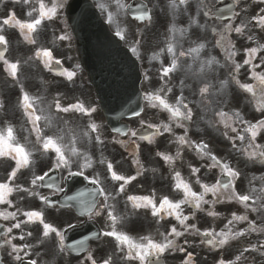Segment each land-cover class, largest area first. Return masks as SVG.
<instances>
[{"label": "snow or ice", "instance_id": "1", "mask_svg": "<svg viewBox=\"0 0 264 264\" xmlns=\"http://www.w3.org/2000/svg\"><path fill=\"white\" fill-rule=\"evenodd\" d=\"M15 3H23L25 5L29 4L31 0H14ZM258 3L264 4V0H257ZM237 3H240V0H237ZM114 5L115 12L110 11L109 7ZM191 5V0H169V8L172 13L175 15L176 12L183 7L184 10H188ZM200 5L204 9H208V5L205 4L204 0H200ZM67 6L70 10H75V7H78V4H66V0H53L51 7L45 5L44 0H39V15L35 18H32L28 21H20L16 18L15 13L12 12L9 14L8 18L3 20L4 25H12L18 26L22 35H24L25 40H27L30 44H35L36 41L32 37V33L36 32L38 27L42 24V22L47 19L51 20L55 17L58 12V8H62ZM98 7L107 13V20L110 25H116L115 35L119 37L122 41L130 44L131 53L137 58L141 59V39H137L136 37H142L143 33L140 32L137 27L134 30H130L128 27H124L120 24L119 19L123 15L131 14V5L126 4L123 0H111L110 4L100 3ZM37 11L35 8L28 11V17H33V12ZM247 9H241V12H245ZM261 14H257L251 18L248 22L241 21L239 24H235L234 21L241 15L240 12H234L231 17H229V22L224 24L223 28L217 32L219 35V39L216 40L215 46L223 49L226 54V59L230 60L233 65V71L230 73L232 79L235 84L244 92L250 93L255 98V110L261 113V117L257 119L255 122H251L242 117L240 111H234L232 115L224 111H219L216 114L220 117L218 123L223 124L226 131L224 132L225 136H228V130L236 135L234 137L229 136V140L232 142L233 148H236L235 141L239 140L242 143L246 139V135L248 138V143L246 146L239 149V151L248 159L252 161H256L260 164H264V146L257 143V138L262 131H264V72L256 71L257 68L264 66V58H261L260 63H253V61L257 58L258 52L264 50V45H260L259 48L251 47L245 49L247 53V58L243 60V64L237 63L235 60V56L237 55V51L235 50V44L232 43L226 36V34L236 33L238 37L244 36L245 30L248 28L249 24L254 20L256 21V27L264 30V8L260 10ZM209 14L208 11H204V15L207 16ZM132 19L138 22L147 21L149 23L152 22L153 16L150 10L147 9V6L144 7L143 10H138V14L132 15ZM193 24H197L195 18L190 19V26ZM203 27V26H200ZM170 32L175 34L177 31L184 35L188 29H176L172 27L169 29ZM216 32V29H213ZM131 35L133 40L129 42L127 40V36ZM67 35H63L58 37L60 40L68 39ZM248 40H252L253 37L249 35L247 37ZM8 41L6 37L0 34V45H7ZM194 46L190 47L187 52L180 51L177 55L174 44L169 41L166 45L167 53L171 54L172 59L167 66L162 68V76L161 79L169 77L171 73L176 71L179 67V57L191 56L194 61H196L201 53V50L206 47L203 42H193ZM227 45V47H226ZM6 47L3 51H0V61H3L5 65V71L13 80L18 82V72L20 68L19 61L12 62L5 57ZM165 51V49H161L160 52H155L151 59L159 60L161 54ZM36 56L43 60L45 67L51 68L53 63V53L51 50L41 48L36 52ZM55 64H60L59 60L54 61ZM218 61L214 57L208 58L206 61L202 62L200 67V72L202 73L205 68H210L213 64H217ZM243 65H250L252 79L257 81L259 85V96L257 97L256 86L250 83H241L239 79L236 78V74L239 73L241 67ZM77 68L79 65L76 66ZM58 75L65 77L68 81H72L76 75L75 70L61 69L58 72ZM145 78L148 79V74L145 73ZM227 81H221V85L226 86ZM210 84H204L199 92L201 96H206L209 92ZM172 91L171 88L160 87L155 92H149L144 96L145 101H147L148 106L152 108H160L166 111L169 114V120L171 122H175L177 126L184 127L182 121H191L193 117L192 109L189 107L187 103H185L184 97L181 94L178 96L174 103H170L167 99V93ZM163 93L164 95H161ZM21 98L20 105L28 117L29 123L32 125V131L36 134V143L40 146L39 151L42 155L48 157L51 161V166L47 171H44L43 174L37 175L35 172L32 173V178L30 180V187H23L22 185L12 186V181L16 178L17 173L21 169H27L35 164V161L32 159L33 152L30 150L26 144H21L15 134L13 127L9 125L6 129H0V158H10L15 161V167L11 170L8 175V179L6 181L0 182V204H7L9 206L12 205V201L8 199V197L14 193H24L27 196L38 197L42 200L46 206L50 205L49 198L47 196H42L35 189L43 187V181L45 177L48 176L49 172L53 169L56 170H67L70 176H84V169L92 168L94 161L91 156L82 153L75 146V141L69 144H65L64 137L62 135H43L42 130L39 127V122L44 120L46 122L51 121V116L43 115V109H40L41 114H37V108L35 107L36 101L39 99L37 97L30 96L21 86ZM3 103H0V108H3ZM55 107L57 111L69 112L76 111L83 115L90 116L92 113L96 111L93 107H85L82 102H77L75 104L69 105L67 107H62L59 100L56 101ZM135 115L139 116L140 113L137 112ZM143 124L144 121H141ZM233 124H240L242 126V131L238 130ZM98 125L95 123L90 124V128L93 132L98 131ZM149 128L154 129L151 135H141L138 137L141 141H147L149 144L153 143V139L155 136L162 134V132L171 133L173 131L171 124H160L153 125L148 124ZM117 133L122 132V129H116ZM188 128H185L184 135L177 137L178 144L183 146L187 145L189 147H194L198 156L201 159H207L211 163L207 165L209 171L214 168H219L220 172L229 177L227 182H221L219 179L216 180L214 184L202 183L199 176L197 175L200 172L199 167H194L189 165L191 169V173L193 176H196L195 183L200 186L202 191L196 192L193 190L190 183L182 179L179 171L174 173L173 179L175 181L174 189L183 193V196L179 200H172L168 196H163L159 203H157L155 199V193L152 196H130L128 197V201L132 203L133 209L137 208H151L152 216L157 218V222L163 220L165 216L173 217L177 222L176 224H172L170 226V230L167 233H159L161 239L159 241L155 240L151 235H142L139 238H134L130 236L127 232L123 230H118L117 225L122 223L125 217L116 215L115 205L109 203V200H115V196L112 193H109L105 190L103 186L99 187V195L103 197V202L99 205L96 202H92L87 207H84V211L88 213L89 218L93 214L99 215L100 211L107 210V218L111 222L109 225V230L105 231L103 235L105 237H111L114 239L116 243V249L119 252L124 253L123 259L128 261H138V264H152L153 257L159 258L165 252L169 251H179L180 253H186L184 259L181 261V264H196V258L194 257L192 252H188L186 248L180 246L177 242V238L183 237L186 233H193L195 235L201 236V242L207 243L213 248H222L223 246L230 243V241L235 240L237 237H242L245 235L243 230L236 231L235 230V222H244L248 221V216L246 215H237L232 213V218L228 220V223L224 226L219 232H216L214 229L205 230L201 233L200 229L195 224H190L188 221L190 219L195 218L196 211H204V205L210 204L215 205L220 201L221 198L227 200L229 202H238L242 204L246 209L249 207V201H252L254 204L258 201H264V196L253 197L251 194H241L236 190L235 184L236 181L240 179L241 173L237 168L231 166L230 163L223 160L222 158H218L212 151L209 149V145L203 140L197 142L192 141L188 137ZM129 136L128 143L134 145V160L133 162L137 165L138 171H142V165H140L139 160L135 159V156L138 154L140 145L136 143V141L132 138L137 137V131L129 129L128 132L124 133ZM27 140V137L25 138ZM97 143L103 144L100 136H96ZM116 143L124 145L123 141L116 140ZM158 156H161L166 162L171 163L173 161V157L157 152ZM180 157V151L178 150L176 153V158ZM75 158V160H73ZM83 160V163H80V160ZM73 163H76L78 168L77 171H72ZM101 164L105 163L104 159H101ZM107 172L110 174L112 180L114 181H124L123 184L119 185L117 195L125 190V185L131 180H134L136 177H126L124 175L117 174L116 171L113 170V165L111 162H107ZM63 180V177L61 178ZM92 183L96 185H101L102 181L99 175H95L92 177ZM49 188L54 189V193L62 191L61 183L49 184L47 185ZM255 192V189L252 190ZM264 192V189H261ZM211 193L213 199L211 201L205 199L207 194ZM24 196H21V199H24ZM69 200L76 199V197H68ZM188 206L193 209L190 215L184 214V207ZM251 210L253 212H264V203H260L257 207H252ZM208 215L213 217H218L220 214L215 212L212 208H209ZM18 213H20L26 219H18ZM163 214V215H161ZM0 217H2L5 221L12 220L15 221L11 225V227L7 228V233L10 234L13 232V229H20L21 234L19 239L21 241H25L27 237H32L33 232L23 230L24 225L28 224H38L42 226V238L39 240V243H43L44 239L49 238L52 234H55V237L58 239V247L61 252L65 250L64 241L66 239L65 231L58 230L51 223L46 222L45 213L39 210H29L21 212L20 209H17L13 212H0ZM75 225L69 223L68 228H73ZM248 231L250 232H264V228H258L255 222L249 221ZM204 238H207L206 240ZM16 239V237H11L10 239H6L5 243L8 244L11 248V252L15 253L16 260H22L23 257L20 255L21 252H24L26 255L28 250H30L33 245L29 243H24L22 246L13 243L12 241ZM85 241H75L74 244L68 245L67 247L73 249L74 251H79L83 249ZM185 244L188 243L187 240L184 241ZM260 248H264V244L259 246ZM250 249H244V251H249ZM251 250H258L256 245H253ZM264 254V253H262ZM241 255L236 256V260L239 261L241 259ZM87 261L90 264H97L96 259L93 258L91 252H89L86 257ZM28 264H37V261L31 259L28 261ZM101 264H111V257L104 259ZM217 264H232V262H226L223 259L217 261Z\"/></svg>", "mask_w": 264, "mask_h": 264}, {"label": "rangeland", "instance_id": "2", "mask_svg": "<svg viewBox=\"0 0 264 264\" xmlns=\"http://www.w3.org/2000/svg\"><path fill=\"white\" fill-rule=\"evenodd\" d=\"M98 3H105L110 4L111 0H97ZM129 0H123L124 3H126ZM149 4V6L152 9V16L153 20L151 23H147L144 25H136L134 22L130 21L126 15H123L120 17L119 22L122 26L128 27L130 30H134L137 27L139 28L140 32L143 33L142 37H138L141 39V43L143 47L145 48L144 53L141 55V60L144 64V67H147V72L153 71V69H159L163 64L167 63V57L166 52H163L160 56L159 60H152L151 57L155 52H160L161 49H164L165 47V40L167 38V35L169 34V17H172V21L175 23V25L180 26V24L183 25V29H188V31L181 35V38L179 42L177 43L176 36H175V43H176V52L177 55L180 51H185L194 46L193 42H204L206 47L203 52L200 53L199 58L194 61L191 56H185V57H179V65L180 67L178 70H176L175 75L177 78V81L179 83L180 79L182 81V85L185 88L186 92V99L192 101L193 103H198L196 106V116L192 117L191 124H194L193 128L196 132L199 131V136H205L210 139V141L213 143L215 147L220 149L217 153L221 154V158L225 159L227 162L231 164L232 167L237 168L240 173V179L237 182H240L243 184V187L245 188L246 192L251 194L252 196L255 195V192H252L253 187H258V191L262 185H264V164H260L256 161L248 160L240 151L239 149L246 146L248 143V138L246 135L245 141L242 143L239 140L235 141L236 148H233L232 142L229 140V136L234 137L236 134L232 133L230 130H228V136L224 135V132L226 129L224 128L223 124L218 123L220 120V117L216 114L219 111H224L228 113L229 115H232L234 111H240L241 115L244 119L249 120L251 122H255L257 119L261 117V113L257 112L255 110V98L250 94L246 93L247 95H244L246 98V101L240 102L238 96L243 101V97L241 96L243 92L241 89L235 84L234 80L231 78V84L227 82L226 86L232 88L231 91H224L220 92L219 94H223L225 97L219 98L217 95V87L216 85H220L221 81L224 80L225 75L223 70L219 68V73L216 72L212 74L210 70H205L201 73L200 67L202 62L204 60H207L210 57H214L218 63L213 64L219 65V62L222 61V57L218 58V54L216 53V49L212 47V37L209 38L208 36L203 37L201 34L200 26L198 23V14L196 6L198 4L197 0H191L190 8L186 11L183 7H181L176 14L174 15L169 8V0H146ZM211 1V0H208ZM110 11L115 12L114 5L109 7ZM103 16L107 19V13L102 11ZM196 16L195 20L197 21V24H193L190 26V19L194 18ZM110 25V24H109ZM111 28L116 31V25L112 24L110 25ZM208 33V32H207ZM210 36V34L208 33ZM264 38V35L261 34ZM127 40L131 42L133 40V37L131 35L127 36ZM248 42H241L239 44V47L237 48L238 51L245 52V49L247 48L246 45H248ZM127 45H130L127 43ZM253 45V44H250ZM251 47H256L255 44ZM247 58V54L241 55L238 54V57L235 58V60L238 63L243 64V60ZM261 58H264V54L258 55L257 58L253 61V63H260ZM233 67V65H232ZM225 69L228 68V65L224 67ZM256 71L258 72H264V66L257 68ZM145 72V73H147ZM148 77H149V73ZM46 77V76H45ZM232 77V76H231ZM236 78L241 81V83H250L253 84L255 82L256 91H257V97L259 96V85L257 84V81L252 79L250 65H243L241 67L238 74H236ZM48 82V79H47ZM57 83L56 80H52L49 82V84H55ZM63 85H70L71 88L74 90L73 94L70 96L71 98H79L81 95L82 90L75 85L74 82L69 83H61ZM204 84H211L212 87L210 88L213 93V98L209 99L206 96L200 95V88ZM59 86V85H55ZM60 87V86H59ZM58 87V88H59ZM237 90V92L235 91ZM67 92L70 93V89H67ZM161 95H163L161 93ZM237 95V100L234 98ZM44 96V99L42 98ZM50 97L52 100L53 95H51V90L41 87V109H43V115H46V109L44 106V103L47 102V99ZM64 97V96H62ZM70 97H64L66 99H69ZM168 99V97H167ZM229 100V101H228ZM195 106L194 104H192ZM208 105H210L209 108ZM74 111H69L66 114L71 115ZM81 117V123L82 126L86 128L87 124H91L94 121H96V116H90L83 115L79 113ZM234 127H236L238 130L242 131V126L240 124H233ZM49 130L53 133H47L56 135V132H59V127L52 126L49 128ZM99 135L101 140L103 139V136H105V133L102 131L100 127H98L97 132H93V138L95 141L96 147L100 146V143H97L96 136ZM257 143L264 146V131L260 133V135L257 138ZM109 150L111 151V147H109ZM181 159V156H180ZM182 162L188 166L186 169L188 170L189 177H190V183L193 185L196 176H193L191 173V169L189 165H192L194 167H197V162L193 163L191 161V157L186 155L182 156ZM201 168L203 169L206 164L200 162ZM201 178L206 176V170H203L201 172ZM233 206V205H231ZM229 206V207H231Z\"/></svg>", "mask_w": 264, "mask_h": 264}, {"label": "flooded vegetation", "instance_id": "3", "mask_svg": "<svg viewBox=\"0 0 264 264\" xmlns=\"http://www.w3.org/2000/svg\"><path fill=\"white\" fill-rule=\"evenodd\" d=\"M16 5L17 3H15L14 0H0V15L3 11H7ZM7 33V27L2 26L0 23V34L6 36ZM0 170L8 172V169L2 164L0 165ZM89 172L92 173L93 170H90ZM66 174L67 170L59 171L56 183H61L63 190L54 194V201L56 204L53 203L52 206L45 205L43 208H41V211L45 213L46 222L51 223L58 230L65 231L68 228L69 223L75 225V227L70 228V235L72 237H76L77 234H79L81 240L85 241L84 245L89 243L87 245L88 249L90 243L93 242L91 240V235L94 231L93 222L96 215L93 214L91 218H89L88 213L84 211V207H87L93 202V191L92 189L88 188L84 182H80L77 179H74L70 185H67L65 180ZM62 177L63 180H61ZM84 177L88 178L89 176L85 173ZM27 182H29V180H27ZM41 192L44 193L45 190L41 189ZM53 193L54 192H52V194ZM68 197H76V199L69 200ZM82 205H84V207H82ZM127 220L128 221L126 223L119 224L120 229H125L128 233L130 232L136 236H138L142 230L148 229V233L153 236L154 228H146L149 225L148 223L140 221L137 218H128ZM221 223L225 226L228 221L224 219L221 221ZM102 230L105 232L109 230V227L102 226ZM164 230L167 231L166 229ZM217 231L218 228L216 227V232ZM236 231L239 230L237 229ZM244 232V236L237 237L235 240L230 241V243L223 246L222 248H213L207 243L200 244L198 253L196 255L198 264H217V261L221 259L226 262H232V264H264V254H262L264 253V248L259 247L264 243L262 242L257 247L258 250H251L253 245H247L245 242L250 239V231L244 230ZM52 235L55 237V234ZM56 240L58 241L57 238ZM45 245L46 240H44V242L41 244V248H44ZM185 248L189 252L190 246L188 244H185ZM246 248L250 250L244 251ZM241 253V259L237 261L235 258L236 256L241 255ZM151 259L154 261V264H170V258L166 252L159 258L153 257ZM101 262L102 261H98L99 264H101ZM135 262L138 264V261ZM58 264L72 263L70 261L61 260Z\"/></svg>", "mask_w": 264, "mask_h": 264}]
</instances>
